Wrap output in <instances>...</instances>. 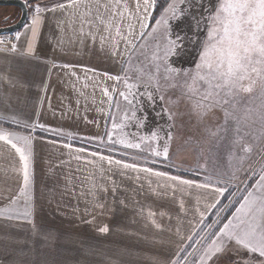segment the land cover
Wrapping results in <instances>:
<instances>
[{
  "label": "crops",
  "instance_id": "obj_1",
  "mask_svg": "<svg viewBox=\"0 0 264 264\" xmlns=\"http://www.w3.org/2000/svg\"><path fill=\"white\" fill-rule=\"evenodd\" d=\"M71 3L43 7L55 11L40 14L35 39L30 12L15 50L0 46V133L17 146V136L31 141L27 188L19 153L0 141V264H123V255H137L138 241L128 238L116 207L122 164L92 148L107 137L133 55L123 41L119 53L112 37L101 41L108 33L95 22V6L90 16L83 4L56 7ZM127 4L135 8V0ZM148 239L143 264H169L170 246L154 232ZM158 246L161 257L153 260Z\"/></svg>",
  "mask_w": 264,
  "mask_h": 264
},
{
  "label": "snow or ice",
  "instance_id": "obj_2",
  "mask_svg": "<svg viewBox=\"0 0 264 264\" xmlns=\"http://www.w3.org/2000/svg\"><path fill=\"white\" fill-rule=\"evenodd\" d=\"M81 4L86 9V16L92 14L95 6V22L104 24L108 33L101 36L102 42L112 37L115 41L113 47L119 53L120 41H123L124 52L140 58L135 67V82L128 83L132 76L126 73L123 79L128 91L119 93L132 107V116L135 117L137 110H142L144 100L152 108L160 101L161 111L169 119L173 118V113L166 105L177 106L180 100L191 101L193 114L201 121L209 113L219 109L224 113V123L216 130H210V135L218 137V144L228 141L229 167L234 172L241 170L253 152V145L245 142L246 136L253 135L249 131L252 125L260 126L259 135H253V139L264 142V103L253 109L242 95L251 94L259 81L262 85L261 95L264 96V0H216L215 3L213 0H164L161 12L151 27L150 13L155 10L157 0H142V3L141 0H135L134 9L129 8L127 0H72L71 4H59L56 7L65 9L73 5L79 7ZM46 10L55 11V8L45 9L37 5L34 9L36 15L32 21L33 39L37 35L40 14ZM201 10L203 14H199ZM186 16L195 22L196 32H204V37L200 39L197 62L192 68L177 67L172 62V57L177 55L176 49L183 48L184 40L179 33L174 37L175 22ZM88 23L91 24L92 21L89 20ZM192 42H196L195 37ZM28 51H32L31 46ZM109 79L119 82L121 77L110 76ZM141 87L144 91L139 92ZM132 89H137L139 94ZM173 95L176 99H172ZM155 138L156 134L153 133V139ZM15 139L21 146H17L7 134L0 133V141L10 143L23 161L24 187L27 188L31 141L23 136ZM126 147L138 148L139 144L129 143ZM237 152L243 154L237 155ZM163 154L167 158V147ZM156 155L160 153L157 152ZM143 171L151 172L147 168ZM154 174L165 175L160 172ZM248 175L257 177L255 187L246 191L231 220L224 223L218 231L205 233L200 237L207 244L193 264H210L214 258L225 253L231 244L238 246L237 250L243 249L250 254H258L261 258L245 261V264H264V163ZM169 179L184 185L193 183L175 176ZM215 190L223 194L226 189ZM102 231L107 232L108 229L104 228ZM209 236L212 239L209 240ZM188 239L191 241V237ZM175 264H180V260H176ZM184 264H187L186 260Z\"/></svg>",
  "mask_w": 264,
  "mask_h": 264
},
{
  "label": "rangeland",
  "instance_id": "obj_3",
  "mask_svg": "<svg viewBox=\"0 0 264 264\" xmlns=\"http://www.w3.org/2000/svg\"><path fill=\"white\" fill-rule=\"evenodd\" d=\"M24 1L32 12L37 5L43 8L65 0ZM215 2L216 0H213V3ZM163 3L164 0H157L152 24L159 16ZM193 12L195 13V9ZM199 14H203L202 10ZM8 15H11L12 19L16 18L13 8L0 6V22ZM173 33L174 37L176 33L184 37L183 48H177V55L172 57L174 66L194 67L204 32H196L195 22L186 16L175 22ZM194 37L195 43L192 42ZM138 59L140 58L133 54L123 73L105 141L92 147L98 153L122 164V168L118 169L121 170V175H116L118 180L121 179L120 183H117L118 188H121L118 194L121 199L115 204L117 209H121L122 223L129 225L128 238L138 241L137 255L131 254L132 259L128 256L125 259L123 255V264L145 263V252L150 249L146 248L143 241L149 240L152 232L170 246L169 264L170 262L175 264L176 260H180V264H184L185 260L187 264H193L202 254L201 249L207 244V241L200 240V237L205 233L218 231L224 223L231 220L246 191L255 187L257 177L248 173L253 169L258 170L260 164L264 163V142L253 139V135H259L260 126L254 124L249 129L253 135L246 136L245 142L253 145V152L241 170L234 172L228 163L230 151L228 141L218 144V137L210 135V130L214 131L224 123L223 111L216 109L201 121L193 114L192 102L180 100L177 106L166 105L173 113V118L169 119L168 115L161 111L160 101L152 108L144 100L142 110H137L133 117L132 107L119 93L128 91L123 79L126 73L132 76L128 83L135 82ZM261 90L262 85L257 81L251 94H242L253 109L264 103ZM132 91L138 95L144 89L141 87L139 92L137 89ZM172 99L176 97L173 95ZM153 133L156 134L155 139ZM129 143L139 144V147H126ZM165 147L168 149L167 158L163 154ZM157 152L160 155H156ZM242 154L237 152V155ZM125 165L135 167L126 168ZM146 168L151 172L143 171ZM157 172L165 175L156 176L154 173ZM173 176L193 183L179 184L178 181L169 179ZM203 184L209 186L198 187ZM216 188L226 190L220 194ZM162 222L170 226V230H174L166 233ZM158 233H163L165 237L162 239ZM168 235L169 238L166 237ZM208 239L212 237L209 236ZM175 246L176 251L173 250ZM237 249L238 246L229 245V249L214 258L210 264H245V261L261 259L258 254ZM160 251L159 246L155 248L153 260L161 257ZM159 261L158 259L157 263Z\"/></svg>",
  "mask_w": 264,
  "mask_h": 264
},
{
  "label": "water",
  "instance_id": "obj_4",
  "mask_svg": "<svg viewBox=\"0 0 264 264\" xmlns=\"http://www.w3.org/2000/svg\"><path fill=\"white\" fill-rule=\"evenodd\" d=\"M0 6L15 7L21 12L16 22L14 21L9 25L0 26V36L20 32L27 25L30 17V10L24 0H0Z\"/></svg>",
  "mask_w": 264,
  "mask_h": 264
},
{
  "label": "built area",
  "instance_id": "obj_5",
  "mask_svg": "<svg viewBox=\"0 0 264 264\" xmlns=\"http://www.w3.org/2000/svg\"><path fill=\"white\" fill-rule=\"evenodd\" d=\"M18 33H12L8 35H2L0 36V41H3V43H0V46L8 45L9 50H13V46L16 47L18 43L17 39Z\"/></svg>",
  "mask_w": 264,
  "mask_h": 264
},
{
  "label": "flooded vegetation",
  "instance_id": "obj_6",
  "mask_svg": "<svg viewBox=\"0 0 264 264\" xmlns=\"http://www.w3.org/2000/svg\"><path fill=\"white\" fill-rule=\"evenodd\" d=\"M13 8V13H14V16L17 18L18 16L20 17L21 15V12L18 8H15V7H11ZM18 17V18H19ZM7 18V19H6ZM5 19H3L1 22H0V26H4V25H9L11 24L12 22H14L15 20H17L16 18H13L11 17V15H8Z\"/></svg>",
  "mask_w": 264,
  "mask_h": 264
},
{
  "label": "trees",
  "instance_id": "obj_7",
  "mask_svg": "<svg viewBox=\"0 0 264 264\" xmlns=\"http://www.w3.org/2000/svg\"><path fill=\"white\" fill-rule=\"evenodd\" d=\"M156 14V10H155V13H154V15Z\"/></svg>",
  "mask_w": 264,
  "mask_h": 264
}]
</instances>
